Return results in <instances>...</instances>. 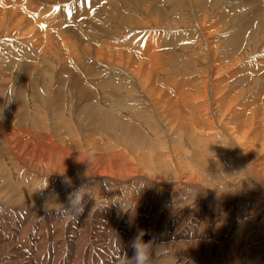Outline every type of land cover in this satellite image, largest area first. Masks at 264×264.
Masks as SVG:
<instances>
[{
  "label": "rangeland",
  "instance_id": "rangeland-1",
  "mask_svg": "<svg viewBox=\"0 0 264 264\" xmlns=\"http://www.w3.org/2000/svg\"><path fill=\"white\" fill-rule=\"evenodd\" d=\"M28 1L29 0H13V1L11 0L9 2V0L8 1L7 0H4V1L0 0V16L2 14H4L5 12H8L11 15H13L16 12L13 15V17H19V18L23 17L24 18V16H25V18L22 19L24 25L28 26L29 24L32 25L35 23L34 26H31V25L30 26L32 28L36 27L35 28L36 29L35 35L37 36V38L34 41L32 40V42H34V43H32L31 40H26V39L23 40L22 39L24 42L23 43L22 40H20V39L24 36L23 35L24 33L19 35L21 37V38H19L17 32L12 30L13 34L15 36L13 35V37H14L13 38L12 33H11V35L7 36V38H9V37H12V38L10 41H7L5 39V35L2 36V33H4L5 30H2L0 28V35H1L0 36V46H1V48H0V63L2 62L0 64L1 65V67H0L1 68V70H0V99L4 96L2 98L3 102H2V99L0 100L1 101L0 102V104H1L0 105V107H1L0 108V117H1L0 122L2 123V124L0 123L1 124L0 127L5 130V134H4V133H2V129L0 128V131H1L0 132V135H1L0 136V196H1L0 197V259H1L0 264H88V263L89 264H116L117 261H118L117 264H124V259H123L124 257L131 258L134 255V250L131 247V243L137 237H139L145 244L151 245V258L153 260V264H191V263L192 264H209L210 262H212V264H215V263L216 264H264V217H263L264 216V185H262V184H264L263 183L264 182V176H263V173L261 170V169H263V166L260 167L261 169L257 173V169L253 168L254 170H248L243 165H240V164H242L241 157H238L240 155L238 154V151L236 150L235 146L233 145V142H231L232 144H230L227 148H225V150H224V148H222L223 150L221 149L219 143L210 144V146H212L213 148L207 149L205 152L206 146H205L204 142H209L208 139H210V138H206L204 136L205 138L203 137V140H204L203 142L201 140H199L200 144H197V145L193 144L192 143V141H193L192 137L191 136L188 137V135H187V129L186 128L188 127V125L186 124L185 119L183 120L181 118V114L179 115V117L183 122L182 127L185 128L184 132H181V129H178L180 131V134H175L174 132H167V131H169L170 127L165 126L163 123L168 118H162L161 122L163 121L162 122L163 125H159V126H158V122H157V119L159 120V118H157V119H155V122H157V123L154 122V124H153L154 125L153 128H155V129L152 128V129H150L151 132L149 131V133L151 135L148 132L147 133L143 132L142 130L137 131L138 133H140V135L142 134L141 136L145 137L146 141H147V143L140 144V145L136 144V143L134 144L133 143L134 141L131 140V136L133 135V133H130L131 135H129V133L126 135L125 134L123 135L120 132L118 125L123 126V123H127L126 117L123 116L124 118H122V115L120 113L116 114L117 119L115 118V121H114L116 123H110L109 124L107 121H105L104 125L106 127L104 125H101V123H99L100 120L102 121L104 113L109 112V110L106 107L107 106L106 104H108L109 102L108 101L104 102V105L102 104V106L99 105L101 102H99L98 100H100V99L95 97L94 92H100L99 90L102 91V89L98 90L96 87H95L96 88L95 89L91 85V83L94 81L100 82V78H103L104 81L106 80L108 82V83H106V85L107 84L111 85V80H109V79H111V76H110L112 74L111 68H112V64L114 63V59L112 60V58H115L112 56L119 57L120 54L123 56L125 55L123 57V58L126 57L124 59V62L126 61L124 68L128 67L127 64H128V62H130V60L134 61V59H137L136 62L134 61L136 63L135 65L144 66L147 73H149V71L151 70L149 68V67H151V63H150L151 58L148 55L158 53V51L160 50V49H157L158 43L160 41H162V38L164 36H167L168 33L170 32L169 38L174 39V40H177L176 38L180 39L177 43L179 45H177L176 47H179V46L181 47V45H182V47H184V49H185V53L182 54V57H185L183 55L186 54L187 52L189 55V53L191 54V53L197 51V52H199V53L196 52V55L199 57L198 62H200V63L203 62L204 57L201 54V52H203V50H202L203 48H200L199 44L197 45V34H195V33H197V30H196V28H193V27L190 29L188 28V26L191 25L190 20H192V18L187 16V20L189 22H187V20L185 18L184 22H187V23L182 24L180 27H178V28H180L179 30L166 31V28L165 29L164 28L163 29L162 28H155L153 26H152V28H151V26H147L146 28H140L141 24L136 22L137 20H142V16L144 17V15L146 13H149V14L151 13V15H152V12L155 9H157V8L162 9V6H163L165 0H156V1L155 0H130V1L129 0H122V1L121 0H102V1L101 0H80V1L79 0H58L59 2L57 0H30L29 2ZM104 1H106V2H104ZM230 1H232V2H230ZM258 1H259V3L261 2L260 5H258ZM5 2H6V5H5ZM7 2L9 5L7 4ZM26 2L28 3V5ZM141 2L143 3V5H141L142 4ZM153 2H154V5L152 4ZM228 2L226 4H230V5H228L226 7V10H225L226 13L223 14L224 16L222 17V21H223V18L225 16H230L231 19L233 17H237L238 15L241 18L243 17V15L247 16L248 18L256 17L257 15H258L257 18H263L264 17V1L263 0H253V1L252 0H229ZM15 3H16V5H14ZM32 3H34V4H32ZM17 4H18V6H17ZM19 4H22V5H19ZM24 4H26V6H28V7H26ZM52 4H56V6L52 5ZM85 4H86V6H85ZM151 4L154 7H152ZM188 4L189 3L187 2V5ZM29 5H32L31 8L29 7ZM124 5H125V7H124ZM156 5L158 6L157 8H156ZM181 5L182 4L174 5L170 9L172 11L174 10V12H178L181 9ZM187 5L185 4V6H187ZM245 5H247V6H245ZM33 6H34V8H33ZM182 6L184 7V5H182ZM114 7L118 11L113 9ZM122 7H123V9H122ZM82 8H84L85 10ZM28 9H30V10H28ZM222 9H223V6H222ZM31 10L32 11L36 10L35 12H37V16L39 15L38 17L36 16L38 18V20L35 19V16L33 15V14H35V12L33 11V13H32ZM122 10H123V12H122ZM230 11H233V12H230ZM38 12L41 15L38 14ZM76 13H78V14H76ZM21 15H22V17H21ZM64 15H66V16H64ZM77 18H79V19L77 20ZM177 18L179 19V17H177ZM72 20L74 22H72ZM110 22H111V24H110ZM115 22L121 26L118 29H112V31L117 33L118 36L116 35L114 37H111L106 32H104L102 30H97V29H100L101 26H106V24H108V23H109L108 25L110 27L113 24H115ZM39 23H41V24H39ZM211 23L216 24V23H214V20H211ZM241 23L245 24L247 26V28L249 29V31H251V28L255 25L254 23H253V25H252V23H248V21L246 19H242ZM42 24H43V26L45 25V27L47 24V27L49 28V33L47 32L48 34L43 32L42 29H40ZM217 24H219V25H217L215 27H217L216 29L219 30V33H217V31H218L217 30L216 33L218 35H216L215 37H213L211 39L216 40L214 42L218 45L220 43L217 41L221 40L222 41L221 43H223V44H224V42L230 41L231 37L234 36V35L231 36L229 34V33H231V34L233 33L232 28L234 26L231 24V22H228V24L227 23L221 24V23L217 22ZM226 24L229 25V27ZM12 26H13V24H12ZM221 26L222 27L224 26L223 27V29L225 30L224 32H223V29ZM11 27H10V29H11ZM38 29H39V31H37ZM213 29H214V27H213ZM190 30L193 31L194 33L191 32ZM221 30H222V32H221ZM38 32H40V33H38ZM85 32H86V34H84ZM210 32H213V31L211 30ZM38 34L39 35L43 34V35L39 36ZM60 34H61V36H60ZM65 34L70 35V37L72 38V43L75 44L77 47L76 51L72 53V56L68 52L69 50H68V47L66 45ZM119 34H121V35H119ZM176 34H179L180 36H178V35L176 36ZM16 35L18 36L17 39L15 38V37H17ZM44 35H46L47 37L51 36L53 38L52 39L50 37L52 39V42L54 41L53 44L56 45V48L58 46V49L59 50L61 49L60 50L61 51L60 56H61V59H63L62 69L57 68V70H56L57 75L51 81L46 80L45 73H43V71H41V66H42L41 63H43V61H44L43 58L46 57L47 55H51V53H52V52L50 53V51H52L51 50V43H49L48 38ZM172 35L176 38H173ZM191 35H192V37H191ZM3 37H4V39H3ZM26 37L28 38V36H26ZM26 37H24V38H26ZM31 37L32 36L30 34V38ZM44 37H45V39H44ZM39 38L40 39L42 38L44 41H42V39L40 40ZM71 38H70V40H71ZM78 38L80 39V41ZM184 38H188V39H184ZM98 39L100 40V42H98L99 41ZM113 39L115 41H113ZM132 39H133V41H132ZM181 39H183V40H181ZM249 39H250V37H249ZM249 39H248V41H249ZM105 40H107V41H105ZM109 40H111V43ZM223 40H225V41H223ZM2 41H4V42H2ZM118 41H120L121 43ZM137 41H138V43H137ZM101 42H103V43H101ZM118 43H120V46ZM122 43L123 44L125 43L126 48L123 46ZM127 43H128V45H127ZM33 44H34V46H33ZM88 44L90 47L88 46ZM93 44L94 45L96 44L95 45L96 47H93L94 46ZM110 44H111V46H110ZM136 44L137 45L140 44V45L137 46ZM253 44H254V46H253ZM7 45H8V47H7ZM38 45H41V46L39 47ZM113 45H114V47H112ZM116 45H117V47H116ZM21 46L23 47V49H21L22 48ZM65 46H66V48H65ZM105 46H106V48H105ZM133 46L139 47L138 49L135 48V49H137V52ZM156 46H157V48H156ZM262 46L264 47V38L259 39L257 42L250 43V44L247 42L246 44H244V46L241 44L242 48L240 47L239 53H241L243 50H244V52L248 51L249 57H247V55H245V53H244V55L242 56V59H241V64L239 65V67L237 69L233 70V72L231 73L232 70H230V69L232 67L226 68V71H228V68H229L228 72H230V73L228 75L230 77L228 75L224 76L223 75L224 72H222L221 77L218 79V84H215V85H217L216 86L217 90L219 92L221 91L220 92L221 94L218 93V95H220V96H222V88H225L226 85L231 86L232 84L240 83L239 88L244 87L243 89H247V91H246L247 93L246 92L242 93V100L238 103V105H236V106L234 105V107H232L231 113H228L229 114L228 116L231 117V119L234 118V120H235V118H236V120L235 121L233 120L234 122L232 121V123H233V125H236L239 128L240 132H241V130H240L241 125L244 124V122H245L243 120H245V117L248 115L247 110H251V109H254L257 107H261L262 104H264V103H262L263 98H264V87H261V92L259 90V87L261 85H258V84H256V86L255 85L251 86L253 89H251V90L249 89L250 85L253 83L250 81L256 75L257 76L255 77V79H253V81L256 79L259 80L260 76H262V77L264 76L263 75L264 74V64H263L264 63V48ZM110 47H112V48H110ZM218 47L223 49L222 44L219 45ZM258 47H260V48H258ZM5 48H7V49H5ZM10 48H11V50H9ZM86 48L91 50V51H94V55L92 57L85 59V60H83L84 58L80 59L82 54H85V51H88V50H86ZM96 48H97V50H96ZM244 48H248L249 50L248 49L246 50ZM78 49H79V51H78ZM8 50H9V52H8ZM44 50H46V51H44ZM98 50H100V51L98 52ZM109 50H111V51H109ZM132 50H134V51H132ZM138 50H140L141 53H139ZM161 50H165V48L161 47ZM199 50H202V51H199ZM26 51H27V53H25ZM43 52L44 53L47 52L46 53L47 55L43 54ZM65 52H67V53H65ZM135 52L137 54H135ZM99 53H101V54H99ZM107 53H109V54H107ZM6 54H8V55H6ZM29 54H31V55H29ZM75 54H78V56H79V57L77 56V59H75L73 56ZM110 54H113V55L111 56ZM107 55H110V56H107ZM131 55H132L133 59L130 58ZM143 55L145 58L143 57ZM145 55H147V57ZM102 56H103V58H102ZM139 56H141V57H139ZM250 56H252V57H250ZM182 57H181V59H182ZM222 57H223V55H221V58H220L221 64H222V61L225 60V58L224 57L222 58ZM232 57H235V56H232ZM91 58L93 61L91 60ZM138 58H139V61H138ZM142 58H143V60H142ZM184 59H182L183 62H186V59H188L189 61L188 60L187 61L190 63V60L192 58H190V56H187V54H186V59L185 60ZM141 60L145 64L142 63ZM192 60H194V59H192ZM192 60H191V62H192ZM87 61H89L92 64V66L93 65L95 66L96 70L94 71V73L89 74L88 70L86 71V69L82 67L83 64L86 63ZM19 62H20V64H19ZM80 62H82V63H80ZM13 63H14V66L16 65V68H14V66L11 65ZM15 63H18V64H15ZM25 63H27V64L24 65ZM37 63H39V64H37ZM17 65H18V67H20L19 70H16V69H18ZM21 66H23V67H21ZM25 66H27V67L24 68ZM204 66L205 65L202 64L201 69H204L205 68ZM256 66L257 67L259 66V70L258 69L257 70L261 71V73L257 72V70L254 69ZM2 68L4 70H2ZM87 68H89V67H87ZM134 68L136 69L137 66H134ZM199 68H200V65H199ZM16 71L17 72L19 71V73L22 72V74L20 75L18 73L19 74L18 75L19 77H18ZM124 71H125L124 73H127L128 76L130 75L129 73L131 71L128 68L124 69ZM109 72H111V73H109ZM193 72H194L193 75L195 76V74L197 72L196 73H195V71H193ZM252 72H254V73H252ZM11 73L12 74L16 73V75L15 74L12 75ZM32 73H34V74H32ZM95 73H97V74H95ZM119 73H118V81L116 80L117 83H119V84H116L115 88H120L122 91L128 92L129 95H131V96H128L129 98L126 99L125 104H124V100H118L117 104L119 105L121 103L120 106L121 105L125 106L124 107L125 115L127 114V115L132 116L134 119L140 120V118H138L137 116H134V114H138L142 117H149V118H151L150 120H152V113H151V110L148 109L149 107H147L146 110L139 111L141 109V107H143L144 103L149 104L148 97L147 96L143 97L142 95H139V91L136 90V88H135V87H137L139 89V86L136 83H133L134 78L130 79V76H129V80H126L127 78L123 77L121 70L119 71ZM191 73L192 72H190V74ZM106 74L107 75L110 74V75L105 77ZM171 74L169 73L168 76H178V74H175V75L174 74L171 75ZM200 74H201V72L199 71L198 75H200ZM219 74H217V75H219ZM252 74H254V75H252ZM93 75L96 78L93 77ZM182 75H184V74H182ZM13 76H15V77H13ZM102 76H104V77H102ZM222 76L227 78L229 80V83L227 82L228 80L223 78ZM244 76H246V77L244 78ZM20 77H22V79ZM240 77H243L244 79L240 78ZM16 78H19V79H16ZM66 78H67V80L70 79V80H68L69 83L66 80ZM121 78H123V79L125 78L124 79L125 82H124V80L122 82ZM230 78H232V79H230ZM14 79L16 81H14ZM188 79L189 78H186V80H188ZM224 80H226V81H224ZM248 80H250V81H248ZM70 82H71V84L73 83V85L71 87L74 86L72 89L70 87ZM121 82H122V84H121ZM241 82H243V83H241ZM53 84H54L53 88L55 90L52 88ZM123 84L126 86H124ZM66 85L68 86V88ZM117 85H118V87H117ZM128 85H129V87H128ZM45 86H47V87H45ZM109 86L107 85L106 89ZM162 86L164 88H162ZM177 86H178V84H177ZM177 86L175 89H178L180 87V86H178V87ZM158 88L161 90L163 89V91H165V94H167L166 95L167 97L174 98V95L171 92V90H169L167 87L165 89L164 85L161 84V86H159ZM73 89H75V90H73ZM79 89H82V90H79ZM84 89H85V95L79 96V94L82 91H84ZM71 90H72V92H71ZM108 90L110 91V87L106 90L107 92H105V93H108ZM130 90H131V92H130ZM67 91H69L68 94H70L72 99H64V95L67 93ZM253 92H255V93H253ZM6 93H8V95ZM134 94H137V95H134ZM73 96H74V98H73ZM78 97H80L79 98L80 100L78 99ZM83 97H84V99H83ZM130 97L132 98V100ZM261 97H262V99H261ZM40 99H42V100H40ZM44 99H46V100H44ZM4 100L7 103H5ZM35 100H37V101H35ZM82 100H84L86 102H84ZM257 100H258V102H257ZM65 101H66V104L64 103ZM80 102H82V104ZM88 103L93 107H90V105H89L86 108L85 106L88 105ZM67 104H68V106H67ZM84 104H86V105H84ZM148 104H146V105H148ZM173 104H174V108L176 110L178 108L176 101H173ZM2 106L3 107L6 106V107L3 108ZM78 106H79V108H78ZM102 108H103V112H104L103 114H102V110H101ZM68 109H70V110H68ZM225 109H226V107H224V110ZM106 110H107V112H106ZM224 110H222V111H224ZM74 111H76V112H74ZM66 112L67 113L69 112V113L66 114ZM80 112L83 113L85 115V117H83L84 116L83 114H82L83 116L81 117ZM84 112H86L87 114H85ZM73 114H75V115H73ZM112 114L113 113L108 114V115L105 114V115L106 116L110 115L109 117H111ZM66 115H69L68 120H67ZM257 115H256V117L258 119L256 122L254 121V124H253L255 127H253L251 129L249 136L252 137L250 141L256 143L254 145V147H255L254 150L257 149V152L261 151L264 153V149H262V148H264V141H262V140H264L263 139L264 138V134H263L264 128H262V127H264V117L260 118ZM70 116H72L73 119ZM97 117H99V118H97ZM119 118H121V119H119ZM3 119L6 120V121H4L5 123L3 122ZM70 119H72V120H70ZM74 119H75V121H74ZM259 119L262 122V124H261L262 127L260 125ZM129 120H128V122L129 123L131 122L129 124V126L131 128L133 127V128L137 129L138 127H136V124H132V122H133V121H131L132 119L130 121ZM238 120H239V122H238ZM258 120H259V122H258ZM67 121H69V122H67ZM75 122H76V124H75ZM53 123H54V125H53ZM134 123H137V122L134 120ZM139 123H140V121H139ZM62 124H64V126ZM66 124H67L68 128L66 127ZM245 124H248V123H245ZM3 125H5V126H3ZM42 125L44 128L41 127ZM69 125H70V127H69ZM74 126H76V128L79 130V131L76 130V132L79 134L81 133L79 136L76 134ZM38 127H40L41 129ZM49 127H51L52 129H50ZM73 127H74V129H73ZM92 127H93V129H92ZM164 128H165V130H164ZM99 129H100V133H103L105 136L101 135L99 133ZM45 130H47L48 132ZM65 130H67L68 132ZM89 131H90V133H89ZM94 131H95V133H94ZM170 131H171V129H170ZM253 131L255 133V136H254ZM9 132H11V133H9ZM34 132H36V133L38 132V134H39L38 138L36 136H33ZM70 132L72 134L74 132L77 135V136H75V134H73L75 139L73 138V136H70V137L68 136V135H72V134H70ZM85 132H87V133H85ZM23 134H28V136L31 134L32 136L28 137L27 135L26 136L24 135V137H26V138H24ZM87 134H88V136H85ZM143 134H145V135H143ZM160 134L162 137L160 136ZM258 134H259V136L257 137ZM13 135H14V137H13ZM102 136L104 138L105 137L106 138L104 139ZM244 136H248V135H246V134L241 135L242 138ZM18 137H20V138L18 139ZM31 137H33V138H31ZM63 137H65V138H63ZM77 137H79V138H77ZM100 137H101V139H100ZM126 137H128V138L130 137V138L126 139ZM147 137H149V138H147ZM45 138H47V139H45ZM94 138H95V140H94ZM107 138H109V139H107ZM124 138H125L126 143L123 141ZM150 138H151V140H149ZM32 139H33V141L35 140V142H33ZM42 139L46 143H50L51 140H54V141L59 140L61 143V146L64 147L67 150V152L70 154V158L75 157L76 155L74 156V154H76V151L80 150V147H77L79 143H80L79 146L82 144L83 150L86 146L90 145L88 148L95 146V151H92L91 149H89L90 152H85V154L87 153L86 155L90 159L89 160L90 162H88V163L94 164V166H96V168L99 172L100 171L103 172V164L102 163L100 164V162L102 160L101 157L103 158V155L105 152L106 153L109 152V149H107V148H110V146L112 148L111 144H113V143H114L113 145L115 148H116V146L118 147L117 149H120V148L126 149L127 147L132 146V148L126 149L129 154L127 153L125 158L129 159L128 162H130V160H133V159H134V161H131L127 168H124L122 166V164L121 165L119 163L115 164L113 162L112 165L113 166L115 165L114 166L115 170H116L115 173L118 175L116 179L111 178L112 173H110L111 175L104 173L102 176V175H98V174H95L93 172L87 171L86 168L84 169V167L86 165H83L84 166L82 168L83 170L81 169L84 172H82L81 170H79L78 172L73 171V170H70L69 168H66L65 170L64 169L62 170V168H59V171H54V170H51L50 167L52 165H55L56 162H58V159H49V160L47 158L43 159L42 160L43 162L40 161L41 163H39V162L37 163L38 165H42V167L35 165L33 163V158L37 154V151H41L44 148H46V147L43 148V146H42V143H44ZM72 139H74V140H72ZM97 139H98V142H95ZM28 140L31 142H29ZM38 140H39V143H38ZM45 140H47V141H45ZM176 140H178V141H176ZM36 141H37V143H36ZM109 141H111V144L109 143ZM71 142H73V144H71ZM87 142H89V144H87ZM127 142H128V144H127ZM166 142H167V144H166ZM177 142H178V144H177ZM260 142H261V144H263V146H259V145H261ZM16 143H18V144H16ZM201 143H202V145H201ZM24 144H25V146H24ZM51 144H53V146H55L53 141L51 142ZM18 145H20V146H18ZM33 145H35V146L33 147ZM126 145H128V146H126ZM141 145H143V147H141ZM170 145L172 146V148L173 147H175V148L172 149ZM23 146H24V148H23L24 150L21 148ZM68 146H69V148H68ZM136 146H137V148H136ZM188 146H189V148H188ZM210 146L207 145V147H210ZM10 147H11V149H10ZM186 148H187V150H186ZM258 148H259V150H258ZM138 149H139V151H138ZM176 149H177V151H176ZM72 150L74 153L72 152ZM189 150H190V152H189ZM117 151H119V150H117ZM169 151H170V153H169ZM116 153H115V155H117ZM131 153H133V154H131ZM145 153H147V154H145ZM200 153H202V154H200ZM28 154H29V156H28ZM174 154H176V155L178 154V155L176 156ZM180 154H182V155L179 156ZM163 155L165 158L162 157ZM154 156H156V159L154 158ZM159 156H161V157H159ZM172 156L174 157V159ZM208 156H209V160L210 161L212 160L215 164L212 162L211 163L207 162V164L202 163L201 160L203 158H207ZM78 158L76 156L74 159L77 160ZM135 159H136V161H135ZM168 159H169V161H168ZM46 160H48L47 163L45 162ZM52 160H53V162H52ZM78 160L81 163L80 159H78ZM175 160H177V161H175ZM238 160L241 163L238 162ZM50 161L52 162V164H50L51 163ZM95 162L96 163L98 162V163L96 164ZM176 162H178V164ZM180 162H182L181 166H179ZM151 163H152V165H150ZM161 163H163V164H161ZM190 163H192V164H190ZM196 163H197V165H195ZM208 163H210V164H208ZM159 164H160V166H159ZM175 164H177V165H175ZM213 164L215 166H213ZM46 165H47V167H46ZM237 165H240L241 169H239L237 167V170H236L235 166H237ZM159 167L162 170H160ZM175 167H177V168H175ZM41 168L42 169L44 168V169L42 170ZM39 170H41V171H39ZM105 170L111 172L109 169L105 168ZM153 170L155 172H153ZM188 170H189V172H187ZM238 170L240 173L238 172ZM242 170L244 172H242ZM185 171H186V174L184 173ZM195 171H196V175H195ZM202 171H203V173H202ZM148 172H150V173H148ZM125 173L126 174L129 173V174L126 175ZM152 173H155L156 175L155 174L151 175ZM188 173L190 176L187 175ZM160 174H162V176ZM248 174L250 175V177H248L249 176ZM252 174L254 176H252ZM260 174H261V176H260ZM199 175L202 177H200ZM241 175L243 177H241ZM255 176H257V177H255ZM183 177H185V178H183ZM191 177H192V179H191ZM194 177L197 178L196 183H195V180L193 182H190L194 179ZM152 179H155V180H152ZM183 179H186V180H183ZM118 180H119V182H118ZM66 181H70V183L66 182ZM168 181H170V182H168ZM176 181H177V183H176ZM198 181H201V182H198ZM166 182H167V184H166ZM172 182H173V184H172ZM208 182H209V184H208ZM184 183L185 184L189 183L188 185L190 186V188L187 184L185 185ZM257 183H259V185ZM190 184H192V185H190ZM199 184L201 186H199ZM239 185H240V187H239ZM162 186L166 188V189L164 188L166 191L163 189ZM168 186H169V188H168ZM173 186L175 187V189L172 188ZM24 187H25V189H24ZM84 187L88 188V191L91 193V197H85L87 203L85 205L84 212L77 217L78 219H72V220H69L67 217H63L62 215H60L61 207L62 206H64L65 208L68 207L70 193H74L75 191H77L81 188H84ZM252 187H254V188H252ZM153 188H155V189H153ZM3 190L6 192H4ZM9 190H12V191L9 192ZM150 190H152L153 192ZM18 192L21 195H19ZM148 192H150V193H148ZM164 192L167 194L163 195ZM154 193H156V194L154 195ZM58 194H60V195H58ZM6 195H7V197H6ZM15 195H16V197H15ZM60 197L61 198L63 197L62 200ZM108 197H109V200H108ZM26 200H27V203H26ZM9 201L11 203H16V204H14V205L10 204ZM28 201H29V203H28ZM42 202H43V204H42ZM18 203L21 205H19ZM24 203H26V204H24ZM37 203H39L40 205L39 204L37 205ZM28 206H31V208ZM217 206H219V207H217ZM242 206L244 207V209ZM23 207L26 210H24ZM220 207H222V208H220ZM15 209H17V210H15ZM195 210H196V212L194 213ZM189 212H191V213H189ZM208 213H210V214H208ZM222 214H223V216H222ZM191 215H192V217H191ZM188 216H189V218H187ZM207 216H209V217H207ZM244 216H246V217H244ZM47 217H48V220H47ZM109 224H111V225H109ZM180 224H181V226L179 228L177 225H180ZM49 227H51V228H49ZM176 227L179 229H177ZM206 228H208V229H206ZM194 229L196 232L194 231ZM218 234H220V235H218ZM15 236H17V237H15ZM84 237H85V239H84ZM203 237H205V238H203ZM214 238H215V240H214ZM171 242H173V244ZM167 243H168V245H167ZM171 244H172V246H171ZM78 245H80V246H78ZM195 245H197L196 250H194V249H192V247H190V246H195ZM215 246H216V248H214ZM180 247H182L183 249ZM185 247H188V248H185ZM221 247H222V249H221ZM160 248H162V249H160ZM184 248L187 250L189 249V250L188 251L186 250V252H185ZM207 248H208V250H207ZM83 250H84V252H83ZM97 251H99V252H97ZM229 257H231V259H229ZM91 259H93V261H91ZM249 259H250V261H249Z\"/></svg>",
  "mask_w": 264,
  "mask_h": 264
},
{
  "label": "bare ground",
  "instance_id": "bare-ground-1",
  "mask_svg": "<svg viewBox=\"0 0 264 264\" xmlns=\"http://www.w3.org/2000/svg\"><path fill=\"white\" fill-rule=\"evenodd\" d=\"M4 1V0H3ZM8 1V0H7ZM11 0H9V2H10ZM13 1V0H12ZM30 1V0H29ZM28 1V2H29ZM58 1V0H57ZM80 1V0H79ZM102 1V0H101ZM122 1V0H121ZM130 1V0H129ZM156 1V0H155ZM229 0H165L164 1V4H163V6H162V9H159V8H157L158 6V4L156 5V8L157 9H155L153 12H152V15H151V13L149 14V13H146L145 15H144V17L142 16V20H135L136 22H138V23H140L141 24V26H140V28H146L147 26H151V28H152V26L153 27H155V28H166V31H173V30H179L180 28H178V27H180L182 24H186L187 22H189L188 20H187V16H189L190 18H192V20H190L191 21V25H189L188 26V28L190 29V28H196V30H197V33H195V34H197V45L199 44V47L200 48H203L202 50H203V52H201V54H202V56L204 57V59H203V62H198L199 60H198V56L196 55V52H193V53H189V55H188V52L186 53L187 54V56H190V58H192V59H194V60H192V62H191V60H190V63L188 62L189 60L188 59H186V54H184L183 56H185V57H182V54L183 53H185V49H184V47H182V45H181V47L179 48V47H176L177 45H179V44H177L178 43V41L180 40L179 38H176V37H174L173 35H172V37L173 38H176L177 40H174V39H171V38H169V36H170V32L168 33V35L167 36H164L163 38H162V41H160L159 43H158V48H157V46H156V48L157 49H160L159 51H158V53H155V54H152V55H148L151 59V67H149L151 70L149 71V73H147V71H146V69H145V67L144 66H140V65H135L136 63V60L137 59H134V61H132V60H130V62H128V69L131 71L129 74V76H130V79H132V78H134V80H133V83H136L138 86H139V89L137 88V87H135L134 85V87L136 88V90H138L139 91V95H142L143 97H148V99H149V104L148 103H146V104H148V105H146L145 103H144V105H143V107H141V109L139 110V111H141V110H146L147 109V107H149L148 109H150L151 110V113H152V120H150L151 118H149V117H142V116H140V115H138V114H134V116H137L138 118H140V120L139 119H134L132 116H130V115H125V110H124V105L122 106H120V104L118 105L117 104V101L118 100H124V104H125V101H126V99H128L129 97L128 96H131V95H129V93L128 92H124V91H122L120 88H115L116 87V84H119V83H117V81H118V73H119V71L121 70V72H122V74H123V77H125V78H127L126 80H129V76H128V74L127 73H124L125 71H124V69H127V68H124L125 67V62H124V59L126 58H123L124 56L123 55H119V57H116V56H112L113 54H110L112 57H115V58H112V60L114 59V63L112 64V68H111V70H112V74L110 75V74H108V75H110L111 76V79H109V80H111V85L110 84H107L109 87H110V91L108 90V93H105V92H107L106 90L109 88H107L106 89V83H108L106 80V82L103 80V78H100V82H92L91 83V85L95 88H97L98 90L99 89H102V91L101 90H99L100 92H94L95 93V97H97L98 99H100V100H98L99 102H101L99 105H101L102 106V104L104 105V102H109L108 104H106L107 106V109L109 110V112H107V110H106V112L107 113H104L103 112V108L101 109L102 110V114L104 113V115H103V119H102V121L100 122L99 121V123H101V125H104V123H105V121H107L109 124L110 123H116V122H114L115 121V118L117 119V116H116V114H118V113H120L121 115H122V118H124V117H126V120H127V123H123V126H121V125H118V128H119V130H120V132L124 135H126V134H128L129 133V135H131L130 133H133V137L131 136V140L132 141H134L133 143L135 144H145V143H147V141H146V138L145 137H142L141 135H140V133H138L137 131H139V130H142L143 132H145V133H149V131H150V129H152L153 127H154V122H155V119H157V118H159V120L157 119V122H158V126L159 125H165V126H168V127H170V129H171V131H170V129H169V131H167V132H174L175 134H180V131L178 130V129H181V132H184V129L185 128H183L182 127V124H183V122H182V120L180 119V117H179V115L181 114V118L184 120L185 119V121H186V124L188 125V127L186 128L187 129V135H188V137H192V143L193 144H200V142H199V140H201L202 142L204 141L203 140V137L205 136L206 138H210V139H208L209 140V142H204L205 143V146H206V149H205V152H206V150L207 149H212L213 147L212 146H210V144H213V143H219V145H220V147H221V149L222 148H224V150H225V148H227L230 144H232L231 142H233V145L235 146V148H236V150L238 151V154L240 155V156H238V157H241V161H242V164H240V165H243L245 168H247L248 170H254V169H257V173H258V171L261 169L260 167H262L263 166V169H261L262 170V173H263V176H264V153L263 152H261V151H259V152H257V149L256 150H254L255 149V147H254V145L256 144V143H254V142H251L250 140H251V138L252 137H250L249 135H250V131H251V129L253 128V127H255L253 124H254V121L256 122L257 121V117H256V115L258 116V117H264V104H262V106L261 107H257V108H254V109H251V110H247L248 111V115L245 117V120H243V121H245L244 122V124H242L241 125V128H240V130H241V132L239 131V128L236 126V125H233V123H232V121L234 120V118L233 119H231V117H229L228 115V113H231L232 112V107H234V105L236 106V105H238V103L242 100V93L244 92H246L247 91V89H243L244 87V85L242 86L243 88H239L240 87V83H235V84H232L231 86L229 85H226L225 86V88H222V96H220V95H218V93H220L218 90H217V88H216V86L217 85H215V84H218V79L221 77V75H222V72H224V76L225 75H228L230 72H228L229 71V68H228V71H226V68L227 67H232L230 70H232L231 71V73L233 72V70H235V69H237L238 67H239V65L241 64V59H242V56L244 55V53H245V55H247V57H249V53H248V51H246V52H244V50L241 52V53H239L240 52V47H241V44L244 46V44H246L247 42L250 44V43H254V42H257L259 39H263L264 38V17L263 18H257V16L256 17H250V18H248L247 16H245V15H243V17L241 18V17H239V15L237 16V17H233L232 19H231V17L230 16H225L224 18H223V21H222V17L224 16L223 14L224 13H226L225 12V10H226V7L228 6V5H230V4H226L227 2H228ZM253 1V0H252ZM264 1V0H263ZM17 2V1H16ZM32 2V1H31ZM59 2V1H58ZM57 2V3H58ZM61 2V1H60ZM104 2H106V1H104ZM187 2L189 3L188 5H187ZM230 2H232V1H230ZM234 2V1H233ZM250 2V1H249ZM20 3V2H19ZM27 3V2H26ZM35 3V2H34ZM34 3H32V4H34ZM56 3V4H57ZM64 3V2H63ZM120 3V2H119ZM142 3V2H141ZM229 3V2H228ZM253 3V2H252ZM261 3V2H260ZM260 3H259V1H258V5H260ZM7 4H8V2H7ZM40 4V3H39ZM56 4H52V5H55L56 6ZM113 4V3H112ZM153 5H154V2L152 3ZM151 4V5H152ZM179 4H182V5H184V7L181 5V9L178 11V12H174V10L172 11L170 8L172 7V6H174V5H179ZM185 4L187 5V6H185ZM251 4V3H250ZM5 5H6V2H5ZM9 5V4H8ZM14 5H16V3L14 4ZM19 5H22V4H19ZM25 6H26V4H24ZM27 5H28V3H27ZM44 5V4H43ZM47 5V4H46ZM105 5V4H104ZM107 5V4H106ZM141 5H143V3L141 4ZM152 5V7H154ZM252 5V4H251ZM17 6H18V4H17ZM31 6L32 5H29V7L31 8ZM85 6H86V4H85ZM89 6V5H88ZM150 6V5H149ZM222 6H223V9H222ZM245 6H247V5H245ZM26 7H28V6H26ZM83 7V6H82ZM104 7V6H103ZM116 7V6H115ZM115 7L113 8V9H115ZM124 7H125V5H124ZM176 7V6H175ZM178 7V6H177ZM242 7V6H241ZM4 8V7H3ZM33 8H34V6H33ZM36 9V8H35ZM82 9H84V8H82ZM122 9H123V7H122ZM248 9V8H247ZM28 10H30V9H28ZM38 10V9H37ZM85 10V9H84ZM88 10V9H87ZM115 10H117V9H115ZM121 10V9H120ZM249 10V9H248ZM3 11V10H2ZM19 11V10H18ZM32 11V10H31ZM34 12L36 11V10H33ZM33 11H32V13H33ZM80 11V10H79ZM97 11V10H96ZM118 11V10H117ZM21 12V11H20ZM30 12V11H29ZM48 12V11H47ZM98 12V11H97ZM122 12H123V10H122ZM125 12V11H124ZM230 12H233V11H230ZM16 13V12H15ZM14 13V14H15ZM31 13V12H30ZM126 13V12H125ZM13 14V15H14ZM25 14V13H24ZM29 14V13H28ZM36 14V15H35ZM35 14H33L34 16H35V19H37L38 20V16H37V12H35ZM38 14H40L39 12H38ZM44 14V13H43ZM65 14V13H64ZM76 14H78V13H76ZM258 14V13H257ZM13 15H11V14H9L8 12H5L4 14H2L1 16H0V28L2 29V30H5V32L4 33H2V36H4L5 35V39L7 40V41H10L11 40V38L13 37V31L12 30H14L15 32H17V34H18V36L19 35H21V34H23L22 36V38L19 36V38H21L20 40H31V42H32V40L34 41L36 38H37V36L35 35V31H36V27L34 28H32L31 26H34V24H29L28 26L27 25H24V23H23V20L22 19H24L25 18V16H24V18L22 17V15H21V17L22 18H19V17H13ZM41 15V14H40ZM143 15V14H142ZM262 15V14H261ZM260 15V16H261ZM31 16V15H30ZM37 16V17H36ZM64 16H66V15H64ZM94 16V15H93ZM41 17V16H40ZM103 17V16H102ZM177 17H179V19L177 18ZM29 18V17H28ZM75 18V17H74ZM80 18V17H79ZM79 18H77V20L79 19ZM119 18V17H118ZM185 18H186V20H187V22H184L185 21ZM30 19V18H29ZM40 19V18H39ZM121 19V18H120ZM242 19H246L247 21H248V23H252V25H253V23L255 24L252 28H251V31H249V29L247 28V26L245 25V24H243V23H241V21H242ZM44 20V19H43ZM74 20V19H73ZM72 20V22H74ZM114 20V19H113ZM133 20V19H132ZM211 20H214V23H216V24H212L211 23ZM33 21V20H32ZM41 21V20H40ZM134 21V20H133ZM39 22V21H38ZM47 22V21H46ZM45 22V23H46ZM217 22H219V23H221V24H224V23H227L228 24V22H231V24L234 26L232 29H233V33L231 34V33H229L231 36L232 35H234V36H232L231 37V39H230V41H228V42H224V44L223 43H221L222 41L220 40V41H217V42H219L220 44L219 45H221L222 44V48L223 49H221L220 47H218L219 45L218 44H216L214 41H216V40H213V39H211V38H213V37H215L216 35H218L217 33H219V30L218 29H216L217 27H215V26H217V25H219V24H217ZM30 23V22H29ZM33 23V22H32ZM65 23V22H64ZM113 23V22H112ZM12 24H13V26H12ZM28 24V23H27ZM39 24H41V23H39ZM72 24V23H71ZM109 24V23H108ZM108 24H106V26H101L100 27V29H97V30H102V31H104V32H106L108 35H110L111 37H114V36H118V34L117 33H115V32H113L112 31V29H118V28H120L121 26L118 24V23H116L115 22V24H113L112 26H110L109 27V25ZM110 24H111V22H110ZM220 24V25H221ZM226 24V25H227ZM31 25V26H30ZM50 25V24H49ZM77 25V24H76ZM12 26V27H11ZM56 26V25H55ZM69 26V25H68ZM186 26V25H185ZM228 27H229V25H227ZM10 27H11V29H10ZM45 27V25L43 26V24H42V26L40 27V29H42L43 30V32H45V33H49V28L47 27V24H46V27ZM64 27V26H63ZM80 27V26H79ZM213 27H214V29H213ZM222 27V26H221ZM224 27V26H223ZM223 27H222V29H223ZM15 28V29H14ZM72 28V27H71ZM227 28V27H226ZM225 28V29H226ZM161 29V30H162ZM221 29V28H220ZM127 30V29H126ZM125 30V31H126ZM213 31V32H210V31ZM218 30V31H217ZM37 31H39V29L37 30ZM72 31V30H71ZM80 31V30H79ZM78 31V32H79ZM191 31V30H190ZM216 31H217V33H216ZM225 30L223 29V32H224ZM81 32V31H80ZM95 32V31H94ZM132 32V31H131ZM191 32H193V31H191ZM190 32V33H191ZM221 32H222V30H221ZM11 33H12V37H9V38H7V36H9V35H11ZM38 33H40V32H38ZM47 33V34H48ZM175 33V32H174ZM173 33V34H174ZM194 33V32H193ZM227 33V32H226ZM30 34H31V38H30ZM46 34V35H47ZM58 34V33H57ZM84 34H86V32L84 33ZM243 34V35H242ZM39 35V34H38ZM40 35H43V34H40ZM39 35V36H40ZM46 35H44V36H46ZM53 35V34H52ZM59 35V34H58ZM95 35V34H94ZM97 35V34H96ZM119 35H121V34H119ZM127 35V34H126ZM180 36L179 34H176V36ZM229 35V36H230ZM1 36V35H0ZM15 36V35H14ZM17 36V35H16ZM18 36L17 37H15L16 39L18 38ZM26 36H28V38L26 37ZM54 36V35H53ZM60 36H61V34H60ZM83 36V35H82ZM87 36V35H86ZM124 36V35H123ZM122 36V37H123ZM196 36V35H195ZM24 37H26V38H24ZM43 37V36H42ZM47 37V36H46ZM51 37V36H50ZM50 37H47L48 38V40H49V43H51V50L52 51H50V53H51V55H47L46 53L47 52H43V54H46L47 56L46 57H44L43 58V63H41L42 64V66H41V71H43V73H45V78H46V80H48V81H51V80H53L54 79V77L57 75V72H56V70H57V68H59V69H62V62H63V59H61V56H60V50L58 49V46H57V48H56V45L55 44H53V42H52V39L50 38ZM55 37V36H54ZM65 37H66V45H67V47H68V52L70 53V55L72 56V53L73 52H75L76 51V45L75 44H73L72 43V38L70 37V35L69 34H65ZM84 37V36H83ZM108 37V36H107ZM120 37V36H119ZM125 37V36H124ZM187 37V36H186ZM191 37H192V35H191ZM190 37V38H191ZM249 37H250V39H249ZM14 38V37H13ZM70 38H71V40H70ZM96 38V37H95ZM116 38V37H115ZM189 38V37H188ZM188 38H184V39H188ZM228 38V37H227ZM3 39H4V37H3ZM2 39V40H3ZM40 39V38H39ZM38 39V40H39ZM42 39V38H41ZM40 39V40H41ZM44 39H45V37H44ZM62 39V38H61ZM79 39V38H78ZM134 39V38H133ZM133 39H132V41H133ZM215 39V38H214ZM248 39H249V41H248ZM23 40H22V42H23ZM99 40V39H98ZM123 40V39H122ZM128 40V39H127ZM181 40H183V39H181ZM196 40V39H195ZM228 40V39H227ZM42 41H44L43 39H42ZM63 41V40H62ZM61 41V42H62ZM79 41H80V39H79ZM103 41V40H102ZM105 41H107V40H105ZM104 41V42H105ZM110 41V43H111V40H109ZM113 41H115L114 39H113ZM117 41V40H116ZM139 41V40H138ZM138 41H137V43H138ZM223 41H225V40H223ZM2 42H4V41H2ZM1 42V43H2ZM6 42V41H5ZM28 42V41H27ZM26 42V43H27ZM58 42V41H57ZM98 42H100V40L98 41ZM118 42H120V41H118ZM181 42V41H180ZM16 43V42H15ZM14 43V44H15ZM24 43V42H23ZM32 43H34V42H32ZM59 43V42H58ZM95 43V42H94ZM101 43H103V42H101ZM100 43V44H101ZM121 43V42H120ZM120 43H118L119 44V46H120ZM13 44V45H14ZM60 44V43H59ZM63 44V43H62ZM107 44V43H106ZM109 44V43H108ZM123 44V43H122ZM121 44V45H122ZM182 44V43H181ZM32 45V44H31ZM48 45V44H47ZM94 45V44H93ZM96 45V44H95ZM93 46V47H96V46ZM105 45V44H104ZM127 45H128V43H127ZM137 45V44H136ZM140 44H138L137 46H139ZM18 46V45H17ZM30 46V45H29ZM33 46H34V44H33ZM39 47L41 46V45H38ZM50 46V45H49ZM48 46V47H49ZM88 46H89V44H88ZM98 46V45H97ZM102 46V45H101ZM110 46H111V44H110ZM118 46V47H119ZM123 46L126 48V46H125V43L123 44ZM122 46V47H123ZM131 46V45H130ZM135 46V45H134ZM133 46V47H134ZM134 47V49L135 48H139V47ZM253 46H254V44H253ZM4 47V46H3ZM7 47H8V45H7ZM22 47V46H21ZM43 47V46H42ZM46 47V46H45ZM90 47V46H89ZM92 47V46H91ZM112 47H114V45L112 46ZM112 47H110V48H112ZM116 47H117V45H116ZM161 47H163V48H165V50H161ZM196 47V46H195ZM251 47V46H250ZM263 47V46H262ZM0 48H1V46H0ZM16 48V47H15ZM47 48V47H46ZM65 48H66V46H65ZM88 48V47H87ZM86 48V50H88V51H85V54H82V56H81V58L80 59H82V58H84L83 60H85V59H87V58H89V57H92L93 55H94V51H91V50H89V49H87ZM99 48V47H98ZM102 48V47H101ZM105 48H106V46H105ZM131 48V47H130ZM129 48V49H130ZM179 48V49H178ZM242 48V47H241ZM253 48V47H252ZM258 48H260V47H258ZM264 48V47H263ZM262 48V49H263ZM5 49H7V48H5ZM4 49V50H5ZM17 49V48H16ZM21 49H23V47L21 48ZM25 49V48H24ZM48 49V48H47ZM100 49V48H99ZM116 49V48H115ZM121 49V48H120ZM119 49V50H120ZM137 49H135L136 50V52H137ZM177 49V50H176ZM198 49V48H197ZM244 49H248V48H244ZM9 50H11V48L9 49ZM9 50H8V52H9ZM15 50V49H14ZM96 50H97V48H96ZM103 50V49H102ZM101 50V51H102ZM118 50V51H119ZM126 50V49H125ZM145 50V49H144ZM148 50V49H147ZM176 50V51H175ZM202 50H199V51H202ZM249 50V49H248ZM31 51V50H30ZM44 51H46V50H44ZM48 51V50H47ZM78 51H79V49H78ZM100 50H98V52H99ZM104 51V50H103ZM109 51H111V50H109ZM123 51V50H122ZM130 51V50H129ZM132 51H134V50H132ZM139 51V53H141L140 52V50H138ZM143 51V50H142ZM4 52V51H3ZM7 52V53H8ZM63 52V51H62ZM124 52V51H123ZM126 52V51H125ZM135 52V54H137ZM222 52V53H221ZM251 52V51H250ZM13 53V52H12ZM25 53H27V51L25 52ZM65 53H67V52H65ZM78 53V52H77ZM96 53V52H95ZM106 53V52H105ZM134 53V52H133ZM132 53V54H133ZM181 53V54H180ZM197 53H199V52H197ZM99 54H101V53H99ZM107 54H109V53H107ZM116 54V53H115ZM223 55V57L225 58V60L224 61H222V64H221V55ZM263 54V53H262ZM6 55H8V54H6ZM17 55V54H16ZM20 55V54H19ZM29 55H31V54H29ZM37 55V54H36ZM41 55V54H40ZM39 55V56H40ZM81 55V54H80ZM105 55V54H104ZM110 55H107V56H110ZM141 55V54H140ZM23 56V55H22ZM74 56V58L75 59H77V56H78V54H75V55H73ZM97 56V55H96ZM99 56V55H98ZM106 56V55H105ZM146 57H147V55H145ZM196 56V57H195ZM232 56H235V57H232ZM31 57V56H30ZM43 57V56H42ZM79 57V56H78ZM136 57V56H135ZM139 57H141V56H139ZM143 57H144V55H143ZM181 57H182V59H186V62H183L182 61V59H181ZM222 57V58H223ZM232 57V58H231ZM246 57V58H247ZM250 57H252V56H250ZM262 57V56H261ZM41 58V57H40ZM94 58V57H93ZM102 58H103V56H102ZM105 58V57H104ZM130 58H132V55H131V57ZM145 58V57H144ZM42 59V58H41ZM133 59V58H132ZM148 59V58H147ZM184 59V60H185ZM251 59V58H250ZM254 59V58H253ZM3 60V59H2ZM90 60V59H89ZM91 60H92V58H91ZM111 60V59H110ZM111 60V61H112ZM142 60H143V58H142ZM142 60H141V62H142ZM182 62H181V61ZM188 60V61H187ZM248 60V59H247ZM40 61V60H39ZM93 61V60H92ZM91 61V62H92ZM128 61V60H127ZM138 61H139V58H138ZM35 62V61H34ZM33 62V63H34ZM79 62V61H78ZM2 63V62H1ZM0 63V64H1ZM36 63V62H35ZM34 63V64H35ZM40 63V62H39ZM39 63H37V64H39ZM75 63V62H74ZM80 63H82V62H80ZM84 63V62H83ZM110 63V62H109ZM142 63H144V62H142ZM9 64V63H8ZM7 64V65H8ZM15 64H18V63H15ZM19 64H20V62H19ZM27 63H25L24 65H26ZM40 64V65H41ZM76 64V63H75ZM104 64V63H103ZM145 64V63H144ZM143 64V65H144ZM202 64H204L205 66V68L204 69H201L202 67H201V65ZM264 64V63H263ZM262 64V65H263ZM11 65H13L14 66V63L13 64H11ZM82 65V64H81ZM99 65V64H98ZM106 65V64H105ZM199 65H200V68H199ZM12 66V67H13ZM37 66V65H36ZM94 66V65H93ZM92 66V64L89 62V61H87L86 63H84L83 64V68H85L86 69V71L88 70V73L90 74V73H94V71L96 70L95 69V66L93 67ZM134 66H137V68L135 69L134 68ZM146 66V65H145ZM0 67H1V65H0ZM17 67H18V65H17ZM21 67H23V66H21ZM27 66H25L24 68H26ZM34 67V66H33ZM87 67H89V68H87ZM110 67V66H109ZM8 68V67H7ZM14 68H16V65L14 66ZM19 68L20 67H18V69H16V70H19ZM29 68V67H28ZM77 68V67H76ZM124 68V69H123ZM11 69V68H10ZM123 69V70H122ZM193 69V70H192ZM255 70H259V66L257 67H255L254 68ZM0 70H1V68H0ZM2 70H4L3 68H2ZM24 70V69H23ZM84 70V69H83ZM101 70V69H100ZM110 70V69H109ZM108 70V71H109ZM257 70V72H260L261 73V71H258ZM11 71V70H10ZM193 71H195V76L193 75ZM201 72V74L200 75H198V72ZM15 72V71H14ZM26 72V71H25ZM29 72V71H28ZM77 72V71H76ZM103 72V71H102ZM127 72V71H126ZM190 72H192L191 74H190ZM16 73H17V76L20 74H22V72H20L19 73V71L17 72L16 71ZM16 73H13V74H15L16 75ZM19 73V74H18ZM82 73V72H81ZM80 73V74H81ZM87 73V74H88ZM98 73V72H97ZM97 73H95V74H97ZM105 73V72H104ZM109 73H111V72H109ZM178 74V76H168V74ZM220 73V74H219ZM250 73V72H249ZM248 73V74H249ZM252 73H254V72H252ZM12 74V73H11ZM12 74V75H13ZM32 74H34V73H32ZM83 74V73H82ZM86 74V73H85ZM120 74V73H119ZM171 74V75H172ZM182 74H184V75H182ZM186 74V75H185ZM217 74H219V75H217ZM245 74V73H244ZM101 75V74H100ZM107 74H106V76L105 77H107L108 76ZM180 75V76H179ZM252 75H254V74H252ZM264 75V74H263ZM90 76V75H89ZM104 76H102V77H104ZM229 76V75H228ZM251 76V75H250ZM249 76V77H250ZM257 76V75H256ZM255 76V77H256ZM13 77H15V76H13ZM19 77V76H18ZM41 77V76H40ZM93 77H95L94 75H93ZM122 77V76H121ZM223 77V76H222ZM230 77V76H229ZM246 76H244V78H245ZM255 77L253 78V79H255ZM21 79H22V77H20ZM96 78V77H95ZM124 78V79H125ZM185 78V79H184ZM186 78H189L188 80H186ZM223 78H225V77H223ZM237 78V77H236ZM240 78H243V77H240ZM243 78V79H244ZM248 78V77H247ZM251 78V77H250ZM249 78V79H250ZM11 79V78H10ZM13 79V78H12ZM16 79H19V78H16ZM106 79V78H105ZM122 79V82H123V78H121ZM136 79V80H135ZM225 79H227V78H225ZM230 79H232V78H230ZM234 79V78H233ZM252 79V78H251ZM250 79V80H251ZM253 79L250 81V80H248V81H250V82H253L251 85H250V87H249V89L251 90V89H253L251 86H253V85H255L256 86V84H258V85H261L260 87H259V90H260V92H261V87H264V76L262 77V76H260V78H259V80H254L253 81ZM65 80V79H64ZM66 80H67V78H66ZM68 80H70V79H68ZM67 80V81H68ZM117 80V81H116ZM223 80V79H222ZM228 80V79H227ZM237 80V79H236ZM14 81H16L15 79H14ZM63 81V80H62ZM92 81V80H91ZM224 81H226V80H224ZM233 81V80H232ZM78 82V81H77ZM116 82V83H115ZM120 82V81H119ZM122 82H121V84H122ZM124 82H125V80H124ZM228 83H229V80L227 81ZM249 82V83H250ZM68 83H69V81H68ZM129 83V82H128ZM132 83V84H133ZM221 83V82H220ZM241 83H243V82H241ZM113 84V85H112ZM120 84V85H121ZM125 84V83H124ZM123 84V85H124ZM161 84L162 85H164L165 86V89H166V87L169 89V90H171V92L173 93V95H174V98H170V97H167L166 95L167 94H165V91H163V89L161 90V89H159L158 87L159 86H161ZM177 84H178V86H180L178 89H175L176 88V86H177ZM222 84V83H221ZM248 84V83H247ZM73 85V83L71 84V82H70V87ZM122 85V86H123ZM223 85V84H222ZM242 85V84H241ZM67 86V85H66ZM79 86V85H78ZM124 86H126V85H124ZM131 86V85H130ZM177 86V87H178ZM45 87H47V86H45ZM54 87V84L52 85V88ZM69 87V88H70ZM74 87V86H73ZM73 87H71V89L73 88ZM76 87V86H75ZM82 87V86H81ZM117 87H118V85H117ZM128 87H129V85H128ZM127 87V88H128ZM132 87V86H131ZM219 87V86H218ZM224 87V86H223ZM248 87V86H247ZM258 87V86H257ZM6 88V87H5ZM67 88H68V86H67ZM79 88V87H78ZM95 88V89H96ZM123 88V87H122ZM162 88H164L163 86H162ZM239 88V89H238ZM7 89V88H6ZM54 89V88H53ZM126 89V88H125ZM220 89V88H219ZM255 89V88H254ZM44 90V89H43ZM55 90V89H54ZM65 90V89H64ZM69 90V89H68ZM73 90H75V89H73ZM79 90H82V89H79ZM193 90V91H192ZM7 91V90H6ZM70 91V90H69ZM69 91H67V93L64 95V99H72V97L70 96V94H68L69 93ZM97 91V90H96ZM137 91V92H138ZM9 92V91H8ZM71 92H72V90H71ZM75 92V91H74ZM130 92H131V90H130ZM65 93V92H64ZM169 93V92H168ZM247 93V92H246ZM253 93H255V92H253ZM5 94V93H4ZM7 95H8V93H6ZM88 94V93H87ZM138 94V93H137ZM137 94H134V95H137ZM221 94V93H220ZM6 95V96H7ZM32 95V94H31ZM72 95V94H71ZM76 95V94H75ZM84 96L85 95V89H84V91H82L80 94H79V96ZM90 95V94H89ZM170 95V94H169ZM42 96V95H41ZM45 96V95H44ZM263 96V95H262ZM4 97V96H3ZM2 97V98H3ZM77 97V96H76ZM133 97V96H132ZM1 98V99H2ZM29 98V97H28ZM73 98H74V96H73ZM80 97H78V99H79ZM131 98V97H130ZM0 99V100H1ZM76 99V98H75ZM83 99H84V97H83ZM87 99V98H86ZM171 99V100H170ZM261 99H262V97H261ZM8 100V99H7ZM40 100H42V99H40ZM44 100H46V99H44ZM74 100V99H73ZM80 100V99H79ZM131 100H132V98H131ZM35 101H37V100H35ZM82 101H84V100H82ZM173 101H176V103H177V109L175 110V108H174V104H173ZM1 102V101H0ZM2 102H3V99H2ZM4 102H5V100H4ZM69 102V101H68ZM73 102V101H72ZM84 102H86V101H84ZM90 102V101H89ZM122 102V101H121ZM141 102V101H140ZM257 102H258V100H257ZM5 103H7V102H5ZM4 103V104H5ZM65 104H66V101L64 102ZM81 104H82V102H80ZM98 103V102H97ZM260 103V102H259ZM262 103H264V98H263V102ZM92 104V103H91ZM1 105V104H0ZM80 105V104H79ZM84 105H86V104H84ZM90 104L88 103V105H86L85 107L87 108V106H89ZM93 105V104H92ZM96 105V104H95ZM98 105V104H97ZM134 105V104H133ZM67 106H68V104H67ZM130 106V105H129ZM3 107V106H2ZM6 107V106H5ZM5 107H3V108H5ZM70 107V106H69ZM90 107H93V106H91L90 105ZM89 107V108H90ZM145 107V108H144ZM224 107H226V109L224 110ZM238 107V106H237ZM256 107V106H255ZM1 108V107H0ZM66 108V107H65ZM68 108V107H67ZM78 108H79V106H78ZM81 108V107H80ZM88 108V109H89ZM223 108V109H222ZM239 109V108H238ZM68 110H70V109H68ZM67 110V111H68ZM84 110V109H83ZM222 110H224V111H222ZM245 110V109H244ZM62 111V110H61ZM105 111V110H104ZM74 112H76V111H74ZM124 114H123V113ZM127 112V111H126ZM146 112V111H145ZM225 112V113H224ZM246 112V111H245ZM3 113V112H2ZM31 113V112H30ZM59 113V112H58ZM69 113V112H68ZM67 112H66V114H68ZM78 113V112H77ZM81 113V112H80ZM85 114H87L86 112H84ZM111 113H113L112 114V116L111 117H109V116H106L105 114H111ZM140 113V112H139ZM144 113V112H143ZM61 114V113H60ZM79 114V113H78ZM83 113H81V117L84 115H82ZM89 114V113H88ZM97 114V113H96ZM101 114V115H102ZM141 114V113H140ZM145 114V113H144ZM42 115V114H41ZM46 115V114H45ZM72 115V114H71ZM73 115H75V114H73ZM67 116V120L69 119L68 118V116L69 115H66ZM124 116V117H123ZM195 116V117H194ZM71 118H72V116H70ZM83 117H85V115L83 116ZM1 118V117H0ZM66 118V117H65ZM91 118V117H90ZM97 118H99V117H97ZM112 118V119H111ZM147 118V119H146ZM162 118H168L163 124H162V122H161V119ZM73 119V118H72ZM72 119H70V120H72ZM119 119H121V118H119ZM131 120V121H133L132 122V124H136V127H138L137 129L136 128H131L130 126H129V124L131 123H129L128 122V120ZM238 119V118H237ZM256 119V120H255ZM129 120V121H130ZM134 120L137 122V123H134ZM145 120V121H144ZM235 120H236V118H235ZM234 120V121H235ZM241 120V119H240ZM260 120V119H259ZM259 120H258V122H259ZM4 121H6V120H4L3 119V122ZM62 121V120H61ZM60 121V122H61ZM74 121H75V119H74ZM85 121V120H84ZM139 121H140V123H139ZM144 121V122H143ZM233 121V122H234ZM263 121V120H262ZM54 122V121H53ZM59 122V121H58ZM67 122H69V121H67ZM123 122V121H122ZM142 122V123H141ZM157 122H155V123H157ZM238 122H239V120H238ZM253 122V123H252ZM1 123V122H0ZM5 123V122H4ZM55 123V122H54ZM54 123H53V125H54ZM64 123V122H63ZM243 123V122H242ZM245 123H248V124H245ZM2 124V123H1ZM1 124H0V126H1ZM48 124V123H47ZM73 124V123H72ZM75 124H76V122H75ZM262 124V122H261V120H260V125ZM46 125V124H45ZM44 125V126H45ZM56 125V124H55ZM63 126H64V124H62ZM98 125V124H97ZM100 125V126H101ZM232 125V126H231ZM238 125V124H237ZM259 125V126H260ZM3 126H5V125H3ZM38 126V125H37ZM51 126V125H50ZM58 126V125H57ZM77 126V125H76ZM76 126H74L75 127V132H76V130L77 131H79L77 128H76ZM105 126V125H104ZM133 126V125H132ZM42 128H44L43 127V125L41 126ZM62 127V126H61ZM66 127L68 128V126H67V124H66ZM69 127H70V125H69ZM74 127H73V129H74ZM106 127V126H105ZM104 127V128H105ZM135 127V126H134ZM261 127H262V125H261ZM1 128V127H0ZM38 128H40V127H38ZM50 129H52L51 127H49ZM66 128V129H67ZM99 128V127H98ZM167 128V127H166ZM262 128H264V127H262ZM2 129V128H1ZM35 129V128H34ZM41 129V128H40ZM49 129V130H50ZM70 129V128H69ZM92 129H93V127H92ZM116 129V128H115ZM114 129V130H115ZM153 129H155V128H153ZM163 129V128H162ZM64 130V129H63ZM81 130V129H80ZM84 130V129H83ZM95 130V129H94ZM98 130V129H97ZM118 130V131H119ZM161 130V129H160ZM164 130H165V128H164ZM254 130V129H253ZM263 130V129H262ZM45 131H47V130H45ZM65 131H67V130H65ZM64 131V132H65ZM71 131V130H70ZM141 131V132H142ZM1 132V131H0ZM48 132V131H47ZM63 132V133H64ZM68 132V131H67ZM151 132V131H150ZM164 132V131H163ZM166 132V133H167ZM263 132V131H262ZM2 133H4L5 134V130L4 129H2ZM1 133V134H2ZM9 133H11V132H9ZM18 133V132H17ZM33 133V132H32ZM50 133V132H49ZM85 133H87V132H85ZM89 133H90V131H89ZM94 133H95V131H94ZM99 133H100V129H99ZM154 133V132H153ZM253 133H254V131H253ZM16 134V133H15ZM70 134H72L71 132H70ZM73 134H75L74 132H73ZM68 135L69 137L70 136H73V138L75 139V137H74V135ZM76 134L79 136L80 134L79 133H77L76 132ZM75 134V136H77ZM101 135H104L103 133H100ZM119 134V133H118ZM121 134V135H122ZM150 134V133H149ZM244 134H246V135H248V136H244L243 138L241 137V135H244ZM264 134V133H263ZM18 135V134H17ZM24 135L26 136H28V134H23V137H24ZM58 135V134H57ZM91 135V134H90ZM94 135V134H93ZM100 135V136H101ZM122 135V136H123ZM143 135H145V134H143ZM151 135V134H150ZM155 135V134H154ZM165 135V134H164ZM1 136V135H0ZM3 136V135H2ZM11 136V135H10ZM30 136H32L31 134L28 136V137H30ZM33 136H36L37 138H38V136H39V134H38V132L36 133V132H34V135ZM85 136H88V134L87 135H85ZM92 136V135H91ZM95 136V135H94ZM105 136V135H104ZM128 136V135H127ZM160 136H161V134H160ZM176 136V135H175ZM178 136V135H177ZM186 136V135H185ZM254 136H255V133H254ZM259 136V134L257 135V137ZM6 137V136H5ZM12 137V136H11ZM13 137H14V135H13ZM35 137V138H36ZM60 137V136H59ZM58 137V138H59ZM103 137V136H102ZM155 137V136H154ZM162 137V136H161ZM204 137V138H205ZM263 137V136H262ZM10 138V137H9ZM20 137H18V139H19ZM24 138H26V137H24ZM31 138H33V137H31ZM30 138V139H31ZM36 138V139H37ZM40 138V137H39ZM63 138H65V137H63ZM72 138V137H71ZM77 138H79V137H77ZM84 138V137H83ZM104 138V137H103ZM106 138V137H105ZM104 138V139H105ZM128 137H126V139H127ZM130 138V137H129ZM128 138V139H129ZM147 138H149V137H147ZM175 138V137H174ZM29 139V138H28ZM41 139V138H40ZM45 139H47V138H45ZM62 139V138H61ZM74 139H72V140H74ZM93 139V138H92ZM100 139H101V137H100ZM107 139H109V138H107ZM123 139V138H122ZM171 139V138H170ZM254 139V138H253ZM259 139V138H258ZM264 139V138H263ZM43 140V139H42ZM94 140H95V138H94ZM149 140H151V138L149 139ZM161 140V139H160ZM174 140V139H173ZM5 141V140H4ZM29 141V140H28ZM32 141H33V139H32ZM41 141V140H40ZM45 141H47V140H45ZM54 142V144H55V146H53V144H51V142ZM67 141V140H66ZM124 142H125V138H124V140H123ZM129 141V140H128ZM176 141H178V140H176ZM256 141V140H255ZM262 141H264V140H262ZM10 142V141H9ZM29 142H31V141H29ZM33 142H35V140L33 141ZM42 142V141H41ZM43 142H44V140H43ZM78 142V141H77ZM95 142H98V139L95 141ZM227 142V143H226ZM8 143V142H7ZM36 143H37V141H36ZM35 143V144H36ZM38 143H39V140H38ZM75 143V142H74ZM79 143V142H78ZM94 143V142H93ZM109 143L111 144V141H109ZM113 143V142H112ZM126 143V142H125ZM149 143V142H148ZM163 143V142H162ZM176 143V142H175ZM180 143V142H179ZM16 144H18V143H16ZM15 144V145H16ZM22 144V143H21ZM27 144V143H26ZM41 144V143H40ZM67 144V143H66ZM71 144H73V142H71ZM80 144V143H79ZM79 144H78V146L77 147H80V150L79 151H76V154H74V156L76 155L77 156V158L78 159H80V161H81V163L79 162V160L77 161L76 159H74L75 157H71L70 158V154L67 152V150L64 148V147H62L61 146V143H60V141L59 140H51L50 141V143H46V142H44V143H42V146H43V148L44 147H46V148H44L43 150H41V151H37V154L35 155V157L33 158V163L35 164V165H38L37 163L39 162V163H41L40 161H42L43 159H58V162H56V164L55 165H52L50 168H51V170H54V171H59V168H62V170L64 169H66V168H69L70 170H73V171H79V170H81L84 166L83 165H86L85 167H84V169L86 168L87 169V171H90V172H93V173H95V174H98V175H102L103 176V174L105 173V174H110V173H112V175H111V178H113V179H116L117 178V174L115 173V165L113 166L112 165V163L114 162L115 164L116 163H119L120 165L122 164V166L124 167V168H127L128 166H129V164H130V162L131 161H134V159L133 160H130V162H128V160L129 159H126L125 158V156H126V154L128 153V151L126 150L127 148H132V146L131 147H127L126 149H124V148H120V149H117L118 147L116 146V148L114 147V143L113 144H111L112 145V148H111V146H110V148H107V149H109V152H105L104 153V155H103V158L101 157V162H100V164L102 163L103 164V172H99L98 170H97V168H96V166H94V164H89L88 162H90L89 160V158H88V156L85 154V152H90L89 151V149H91L92 151H95V146H92V147H90V148H88L89 146H86L85 148H84V150H83V146H82V144L79 146ZM87 144H89V142H87ZM95 144V143H94ZM127 144H128V142H127ZM158 144V143H157ZM166 144H167V142H166ZM177 144H178V142H177ZM190 144V143H189ZM260 144H261V142H260ZM11 145V144H10ZM23 145V144H22ZM39 145V144H38ZM47 145V146H46ZM109 145V144H108ZM131 145V144H130ZM133 145V144H132ZM164 145V144H163ZM173 145V144H172ZM175 145V144H174ZM180 145V144H179ZM201 145H202V143H201ZM207 145H209L210 147H207ZM18 146H20V145H18ZM24 146H25V144H24ZM24 146L23 147H21L22 149L24 148ZM35 145H33V147H34ZM37 146V145H36ZM40 146V145H39ZM41 146V147H42ZM119 146V145H118ZM126 146H128V145H126ZM135 146V145H134ZM171 146V145H170ZM169 146V147H170ZM176 146V145H175ZM218 146V145H217ZM259 146H263V144H261V145H259ZM8 147V146H7ZM12 147V146H11ZM11 147H10V149H11ZM16 147V146H15ZM40 147V148H41ZM141 147H143V145H141ZM146 147V146H145ZM148 147V146H147ZM158 147V146H157ZM192 147V146H191ZM219 147V148H220ZM258 147V146H257ZM26 148V147H25ZM68 148H69V146H68ZM135 148V147H134ZM136 148H137V146H136ZM161 148V147H160ZM166 148V147H165ZM171 148H172V146H171ZM175 147H173L172 149H174ZM182 148V147H181ZM188 148H189V146H188ZM194 148V147H193ZM203 148V147H202ZM261 148V147H260ZM18 149V148H17ZM78 149V148H77ZM119 150V151H117V150ZM170 149V148H169ZM184 149V148H183ZM262 149H264V148H262ZM261 149V150H262ZM24 150V149H23ZM27 150V149H26ZM166 150V149H165ZM186 150H187V148H186ZM223 150V149H222ZM258 150H259V148H258ZM12 151V150H11ZM131 151V150H130ZM129 151V152H130ZM138 151H139V149H138ZM141 151V150H140ZM150 151V150H149ZM176 151H177V149H176ZM211 151V150H210ZM23 152V151H22ZM72 152H73V150H72ZM117 152V153H116ZM148 152V151H147ZM188 152V151H187ZM189 152H190V150H189ZM232 152V151H231ZM15 153V152H14ZM24 153V152H23ZM74 153V152H73ZM115 153L117 154V155H115ZM150 153V152H149ZM169 153H170V151H169ZM176 153V152H175ZM261 153V154H260ZM26 154V153H25ZM129 154V153H128ZM131 154H133V153H131ZM145 154H147V153H145ZM158 154V153H157ZM200 154H202V153H200ZM199 154V155H200ZM204 154V153H203ZM228 154V153H227ZM138 155V154H137ZM174 155H176V154H174ZM178 155V154H177ZM176 155V156H177ZM182 154H180L179 156H181ZM186 155V154H185ZM235 155V154H234ZM28 156H29V154H28ZM91 156V155H90ZM130 156V155H129ZM158 156V155H157ZM203 156V155H202ZM207 156V155H206ZM230 156V155H229ZM99 157V156H98ZM159 157H161V156H159ZM163 158H165L164 157V155L162 156ZM169 157V156H168ZM173 157V156H172ZM187 157V156H186ZM204 157V156H203ZM237 157V156H236ZM92 158V157H91ZM154 158L156 159V156H154ZM162 158V159H163ZM192 158V157H191ZM198 158V157H197ZM231 158V157H230ZM11 159V158H10ZM30 159V158H29ZM88 159V160H87ZM97 159V158H96ZM99 159V158H98ZM149 159V158H148ZM173 159H174V157H173ZM172 159V160H173ZM180 159V158H179ZM189 159V158H188ZM211 159V158H210ZM240 159V158H239ZM48 160H46L45 162L47 163V161ZM138 160V159H137ZM160 160V159H159ZM178 160V159H177ZM177 160H175V161H177ZM187 160V159H186ZM12 161V160H11ZM97 161V160H96ZM135 161H136V159H135ZM140 161V160H139ZM143 161V160H142ZM163 161V160H162ZM168 161H169V159H168ZM183 161V160H182ZM202 163L203 164H207V162H212V163H214L212 160L210 161L209 160V156L207 157V158H203L202 160ZM230 161V160H229ZM233 161V160H232ZM31 162V161H30ZM43 162V161H42ZM51 162V161H50ZM49 162V163H50ZM52 162H53V160H52ZM52 162L50 163V164H52ZM138 162V161H137ZM147 162V161H146ZM157 162V161H156ZM173 162V161H172ZM199 162V161H198ZM238 162H240L239 160H238ZM32 163V164H33ZM96 163V162H95ZM98 163V162H97ZM96 163V164H97ZM133 163V162H132ZM135 163V162H134ZM148 163V162H147ZM155 163V162H154ZM175 163V162H174ZM177 164H178V162H176ZM182 162H180V165L179 166H181L182 164H181ZM210 163H208V164H210ZM241 163V162H240ZM95 164V165H96ZM156 164V163H155ZM161 164H163V163H161ZM177 164H175V165H177ZM190 164H192V163H190ZM215 164V163H214ZM213 164V166H215ZM239 164V163H238ZM150 165H152V163L150 164ZM186 165V164H185ZM195 165H197V163L195 164ZM235 165V164H234ZM240 165H237V166H235L236 167V170H237V167L239 168V169H241V167H240ZM38 166H40V167H42V165H38ZM37 166V167H38ZM60 166V167H59ZM159 166H160V164H159ZM174 166V165H173ZM46 167H47V165H46ZM119 167V166H118ZM188 167V166H187ZM207 167V166H206ZM217 167V166H216ZM49 168V167H48ZM105 168L106 169H109L111 172H109V171H107V170H105ZM144 168V167H143ZM148 168V167H147ZM155 168V167H154ZM160 168V167H159ZM175 168H177V167H175ZM184 168V167H183ZM194 168V167H193ZM203 168V167H202ZM201 168V169H202ZM254 168V169H253ZM14 169V168H13ZM42 169V168H41ZM44 169V168H43ZM42 169V170H43ZM208 169V168H207ZM83 170V169H82ZM81 170V171H82ZM160 170H162L161 168H160ZM185 170V169H184ZM190 170V169H189ZM189 170L187 171V172H189ZM198 170V169H197ZM39 171H41V170H39ZM105 171V172H104ZM169 171V170H168ZM191 171V170H190ZM194 171V170H193ZM48 172V171H47ZM82 172H84V171H82ZM125 172V171H124ZM134 172V171H133ZM151 172V171H150ZM150 172H148V173H150ZM153 172H155L154 170H153ZM163 172V171H162ZM179 172V171H178ZM216 172V171H215ZM238 172H239V170H238ZM242 172H244L243 170H242ZM62 173V172H61ZM139 173V172H138ZM158 173V172H157ZM171 173V172H170ZM169 173V174H170ZM174 173V172H173ZM172 173V174H173ZM185 174H186V171L184 172ZM202 173H203V171H202ZM208 173V172H207ZM217 173V172H216ZM225 173V172H224ZM240 173V172H239ZM247 173V172H246ZM251 173V172H250ZM126 174V173H125ZM129 174V173H128ZM128 174H126V175H128ZM131 174V173H130ZM133 174V173H132ZM153 174H155V173H152L151 175H153ZM182 174V173H181ZM254 174V173H253ZM252 174V176H254ZM59 175V174H58ZM156 175V174H155ZM161 176H162V174H160ZM166 175V174H165ZM188 176H190L189 175V173L187 174ZM186 175V176H187ZM194 175V174H193ZM195 175H196V171H195ZM203 175V174H202ZM249 175V174H248ZM256 175V174H255ZM36 176V175H35ZM71 176V175H70ZM106 176V175H105ZM123 176V175H122ZM158 176V175H157ZM180 176V175H179ZM183 176V175H182ZM200 176V175H199ZM260 176H261V174H260ZM155 177V176H154ZM160 177V176H159ZM171 177V176H170ZM174 177V176H173ZM178 177V176H177ZM181 177V176H180ZM193 177V176H192ZM192 177H191V179H192ZM198 177V176H197ZM200 177H202V176H200ZM241 177H243L242 175H241ZM248 177H250V175L248 176ZM247 177V178H248ZM255 177H257V176H255ZM259 177V176H258ZM69 178V177H68ZM161 178V177H160ZM163 178V177H162ZM182 178V177H181ZM183 178H185V177H183ZM187 178V177H186ZM253 178V177H252ZM35 179V178H34ZM125 179V178H124ZM149 179V178H148ZM170 179V178H169ZM190 179V178H189ZM196 177H194V179L192 180V181H190V182H193L194 180H195V183H196ZM203 179V178H202ZM201 179V180H202ZM228 179V178H227ZM20 180V179H19ZM48 180V179H47ZM134 180V179H133ZM152 180H155V179H152ZM151 180V181H152ZM168 180V179H167ZM183 180H186V179H183ZM248 180V179H247ZM261 180V179H260ZM125 181V180H124ZM132 181V180H131ZM163 181V180H162ZM179 181V180H178ZM181 181V180H180ZM208 181V180H207ZM243 181V180H242ZM252 181V180H251ZM254 181V180H253ZM262 181V180H261ZM6 182V181H5ZM118 182H119V180H118ZM123 182V181H122ZM121 182V183H122ZM168 182H170V181H168ZM184 182V181H183ZM187 182V181H186ZM198 182H201V181H198ZM115 183V182H114ZM157 183V182H156ZM175 183V182H174ZM176 183H177V181H176ZM242 183V182H241ZM251 183V182H250ZM264 183V182H263ZM34 184V183H33ZM82 184V183H81ZM166 184H167V182H166ZM172 184H173V182H172ZM185 184V183H184ZM187 184V183H186ZM185 184V185H186ZM189 184V183H188ZM187 184V185H188ZM201 184V183H200ZM199 184V186H201ZM208 184H209V182H208ZM211 184V183H210ZM216 184V183H215ZM258 185H259V183H257ZM80 185V184H79ZM115 185V184H114ZM169 185V184H168ZM184 185V186H185ZM190 185H192V184H190ZM213 185V184H212ZM257 185V186H258ZM262 185H264V184H262ZM23 186V185H22ZM35 186V185H34ZM172 186V185H171ZM189 186V185H188ZM218 186V185H217ZM81 187V186H80ZM122 187V186H121ZM161 187V186H160ZM163 187V186H162ZM183 187V186H182ZM203 187V186H202ZM239 187H240V185H239ZM247 187V186H246ZM109 188V187H108ZM165 187H163V189H164ZM168 188H169V186H168ZM172 188H174L175 189V187L173 186ZM188 188V187H187ZM189 188H190V186H189ZM192 188V187H191ZM215 188V187H214ZM252 188H254V187H252ZM11 189V188H10ZM24 189H25V187H24ZM153 189H155V188H153ZM166 189V188H165ZM164 189V190H165ZM206 189V188H205ZM217 189V188H216ZM224 189V188H223ZM235 189V188H234ZM190 190V189H189ZM196 190V189H195ZM204 190V189H203ZM241 190V189H240ZM258 190V189H257ZM4 191V190H3ZM10 191H12V190H9V192ZM36 191V190H35ZM62 191V190H61ZM150 191H152V190H150ZM159 191V190H158ZM166 191V190H165ZM188 191V190H187ZM201 191V190H200ZM4 192H6V191H4ZM109 192V191H108ZM153 192V191H152ZM161 192V191H160ZM159 192V193H160ZM171 192V191H170ZM169 192V193H170ZM19 193V192H18ZM65 193V192H64ZM63 193V194H64ZM147 193V192H146ZM148 193H150V192H148ZM157 193V192H156ZM156 193H154V195L156 194ZM175 193V192H174ZM163 194V193H162ZM165 194H167V193H165L164 192V194L163 195H165ZM250 194V193H249ZM14 195V194H13ZM19 195H21L20 193H19ZM33 195V194H32ZM58 195H60V194H58ZM97 195V194H96ZM144 195V194H143ZM158 195V194H157ZM169 195V194H168ZM171 195V194H170ZM10 196V195H9ZM12 196V195H11ZM28 196V195H27ZM26 196V197H27ZM176 196V195H175ZM1 197V196H0ZM6 197H7V195H6ZM15 197H16V195H15ZM64 197V196H63ZM62 197V198H63ZM61 198V197H60ZM62 198H61V200H62ZM48 199V198H47ZM56 199V198H55ZM163 199V198H162ZM25 200V199H24ZM32 200V199H31ZM108 200H109V197H108ZM156 200V199H155ZM34 201V200H33ZM160 201V200H159ZM10 202V201H9ZM35 202V201H34ZM150 202V201H149ZM212 202V201H211ZM26 203H27V200H26ZM26 203H24V204H26ZM28 203H29V201H28ZM244 203V202H243ZM10 204H16V203H11L10 202ZM19 204V203H18ZM34 204V203H33ZM39 203H37V205H38ZM42 204H43V202H42ZM19 205H21V204H19ZM40 205V204H39ZM109 206V205H108ZM113 206V205H112ZM111 206V207H112ZM211 206V205H210ZM222 206V205H221ZM28 207H30L31 208V206H28ZM217 207H219V206H217ZM243 207V206H242ZM256 207V206H255ZM24 208V207H23ZM39 208V207H38ZM44 208V207H43ZM220 208H222V207H220ZM252 208V207H251ZM14 209V208H13ZM22 209V208H21ZM243 209H244V207H243ZM15 210H17V209H15ZM24 210H26L25 208H24ZM28 210V209H27ZM208 210V209H207ZM253 210V209H252ZM256 210V209H255ZM219 211V210H218ZM217 211V212H218ZM237 211V210H236ZM257 211V210H256ZM255 211V212H256ZM15 212V211H14ZM155 212V211H154ZM196 212V210L194 211V213ZM244 212V211H243ZM110 213V212H109ZM134 213V212H133ZM189 213H191V212H189ZM188 214V213H187ZM199 214V213H198ZM208 214H210V213H208ZM213 214V213H212ZM211 214V215H212ZM239 214V213H238ZM157 215V214H156ZM257 215V214H256ZM109 216V215H108ZM111 216V215H110ZM222 216H223V214H222ZM239 216V215H238ZM242 216V215H241ZM132 217V216H131ZM135 217V216H134ZM191 217H192V215H191ZM207 217H209V216H207ZM244 217H246V216H244ZM264 217V216H263ZM32 218V217H31ZM97 218V217H96ZM99 218V217H98ZM109 218V217H108ZM112 218V217H111ZM122 218V217H121ZM187 218H189V216L187 217ZM211 218V217H210ZM223 218V217H222ZM225 218V217H224ZM240 218V217H239ZM238 218V219H239ZM50 219V218H49ZM59 219V218H58ZM66 219V218H65ZM78 219V218H77ZM100 219V218H99ZM98 219V220H99ZM115 219V218H114ZM134 219V218H133ZM186 219V218H185ZM197 219V218H196ZM253 219V218H252ZM47 220H48V217H47ZM52 220V219H51ZM67 220V219H66ZM112 220V219H111ZM145 220V219H144ZM187 220V219H186ZM199 220V219H198ZM215 220V219H214ZM217 220V219H216ZM262 220V219H261ZM57 221V220H56ZM60 221V220H59ZM64 221V220H63ZM69 221V220H68ZM67 221V222H68ZM79 221V220H78ZM105 221V220H104ZM146 221V220H145ZM144 221V222H145ZM48 222V221H47ZM111 222V221H110ZM190 222V221H189ZM207 222V221H206ZM205 222V223H206ZM225 222V221H224ZM32 223V222H31ZM146 223V222H145ZM182 223V222H181ZM204 223V224H205ZM221 223V222H220ZM54 224V223H53ZM63 224V223H62ZM81 224V223H80ZM194 224V223H193ZM201 224V223H200ZM222 224V223H221ZM89 225V224H88ZM108 225V224H107ZM109 225H111V224H109ZM211 225V224H210ZM79 226V225H78ZM106 226V225H105ZM179 228H180V226H181V224L180 225H177ZM195 226V225H194ZM221 226V225H220ZM231 226V225H230ZM99 227V226H98ZM164 227V226H163ZM162 227V228H163ZM196 227V226H195ZM226 227V226H225ZM49 228H51V227H49ZM80 228V227H79ZM78 228V229H79ZM177 228V227H176ZM179 228H177V229H179ZM183 228V227H182ZM190 228V227H189ZM252 228V227H251ZM42 229V228H41ZM198 229V228H197ZM205 229V228H204ZM206 229H208V228H206ZM44 230V229H43ZM83 230V229H82ZM136 230V229H135ZM187 230V229H186ZM202 230V229H201ZM109 231V230H108ZM114 231V230H113ZM194 231H195V229H194ZM209 231V230H208ZM82 232V231H81ZM143 232V231H142ZM185 232V231H184ZM187 232V231H186ZM196 232V231H195ZM198 232V231H197ZM15 233V232H14ZM57 233V232H56ZM218 233V232H217ZM221 233V232H220ZM80 234V233H79ZM83 234V233H82ZM85 234V233H84ZM87 234V233H86ZM189 234V233H188ZM175 235V234H174ZM196 235V234H195ZM218 235H220V234H218ZM80 236V235H79ZM87 236V235H86ZM15 237H17V236H15ZM81 237V236H80ZM83 237V236H82ZM201 237V236H200ZM206 237V236H205ZM205 237H203V238H205ZM209 237V236H208ZM229 237V236H228ZM17 239V238H16ZM78 239V238H77ZM84 239H85V237H84ZM214 240H215V238H214ZM85 241V240H84ZM87 241V240H86ZM21 242V241H20ZM80 242V241H79ZM218 242V241H217ZM81 243V242H80ZM83 243V242H82ZM172 244H173V242H171ZM175 243V242H174ZM56 244V243H55ZM166 244V243H165ZM172 244H171V246H172ZM167 245H168V243H167ZM177 245V244H176ZM203 245V244H202ZM214 245V244H213ZM233 245V244H232ZM78 246H80V245H78ZM82 246V245H81ZM156 246V245H155ZM197 245H195V246H190V247H192V249H194V250H196L197 249V247H196ZM212 246V245H211ZM164 247V246H163ZM162 247V248H163ZM170 247V246H169ZM184 247V246H183ZM203 247V246H202ZM233 247V246H232ZM245 247V246H244ZM86 248V247H85ZM162 248H160V249H162ZM176 248V247H175ZM178 248V247H177ZM180 248H182V247H180ZM185 248H188V247H185ZM184 248V250H185V252H186V250L187 249H185ZM214 248H216V246L214 247ZM234 248V247H233ZM40 249V248H39ZM88 249V248H87ZM95 249V248H94ZM97 249V248H96ZM154 249V248H153ZM183 249V248H182ZM200 249V248H199ZM220 249V248H219ZM221 249H222V247H221ZM236 249V248H235ZM239 249V248H238ZM21 250V249H20ZM99 250V249H98ZM183 250V251H184ZM189 250V249H188ZM187 250V251H188ZM204 250V249H203ZM207 250H208V248H207ZM237 250V249H236ZM27 251V250H26ZM108 251V250H107ZM182 251V252H183ZM193 251V250H192ZM200 251V250H199ZM231 251V250H230ZM18 252V251H17ZM83 252H84V250H83ZM97 252H99V251H97ZM178 252V251H177ZM194 252V251H193ZM203 252V251H202ZM206 252V251H205ZM216 252V251H215ZM18 254V253H17ZM59 254V253H58ZM218 254V253H217ZM19 255V254H18ZM41 255V254H40ZM47 255V254H46ZM199 255V254H198ZM208 255V254H207ZM220 255V254H219ZM222 255V254H221ZM217 256V255H216ZM100 257V256H99ZM235 257V256H234ZM18 259V258H17ZM229 259H231V257H229ZM1 260V259H0ZM242 260V259H241ZM253 260V259H252ZM22 261V260H21ZM25 261V260H24ZM91 261H93V259H91ZM117 261V260H116ZM248 261V260H247ZM249 261H250V259H249ZM248 261V262H249ZM255 261V260H254ZM98 262V261H97ZM115 262V261H114ZM118 262V261H117ZM117 262H116V264H117ZM247 262V263H248ZM5 263V262H4ZM211 264H212V262H210ZM209 263V264H210ZM214 263V262H213ZM239 263V262H238ZM89 264V263H88ZM192 264V263H191ZM216 264V263H215Z\"/></svg>",
  "mask_w": 264,
  "mask_h": 264
},
{
  "label": "clouds",
  "instance_id": "clouds-1",
  "mask_svg": "<svg viewBox=\"0 0 264 264\" xmlns=\"http://www.w3.org/2000/svg\"><path fill=\"white\" fill-rule=\"evenodd\" d=\"M69 182L70 181H66ZM85 197H91L88 188H81L69 195L68 207H61L60 215L67 217L69 220L77 219L84 212L87 203ZM131 247L134 250V255L131 258L124 257V264H153L151 258V245L145 244L139 237L132 241Z\"/></svg>",
  "mask_w": 264,
  "mask_h": 264
}]
</instances>
